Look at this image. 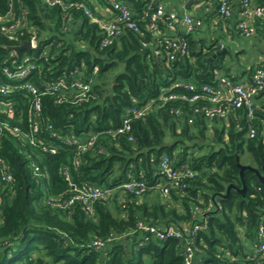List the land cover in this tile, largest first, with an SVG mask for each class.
Returning <instances> with one entry per match:
<instances>
[{
	"label": "trees",
	"instance_id": "trees-1",
	"mask_svg": "<svg viewBox=\"0 0 264 264\" xmlns=\"http://www.w3.org/2000/svg\"><path fill=\"white\" fill-rule=\"evenodd\" d=\"M58 1L50 7L46 0H0V16L11 4L13 19L24 9L27 24L16 33L18 42L0 26V69L13 71L30 57L35 62L27 80L39 90L58 77L65 80L62 92L39 96L38 134L30 127L33 95L22 90L0 97L14 106L13 117L0 111V158L13 177L0 193V264H184L186 248L192 264H264L257 253L259 231L264 234V89L254 98L252 119L232 108L225 119H206L195 111L202 101L164 97L189 99L201 85H213L215 70L224 68L221 57L209 61L218 44L196 49L185 33L159 40L156 33L181 24L179 17L171 22L164 15L150 29L159 4L121 0L136 1L140 8L132 13L137 31L125 29L104 46L95 22L101 16L92 0ZM32 36L35 49L19 55L7 50ZM170 41L186 43L173 60ZM258 67L264 64L251 67L247 76ZM75 81L90 83L82 99L72 86ZM146 104L150 109L143 116L127 115L128 109ZM125 117L130 131L117 134ZM250 127L256 131L252 139L247 137ZM15 128L21 137L14 135ZM84 135L95 138L84 151L64 144L66 138ZM43 146L55 147L56 154L44 152ZM162 155L183 175L179 187L159 172ZM34 166L40 170L36 176ZM130 181L147 188L141 194L117 189ZM71 184L112 192L94 203L92 216L77 205L60 210L45 203L47 197L67 200ZM139 224L172 227L182 237L159 240ZM96 240L103 249L87 246Z\"/></svg>",
	"mask_w": 264,
	"mask_h": 264
},
{
	"label": "built area",
	"instance_id": "built-area-1",
	"mask_svg": "<svg viewBox=\"0 0 264 264\" xmlns=\"http://www.w3.org/2000/svg\"><path fill=\"white\" fill-rule=\"evenodd\" d=\"M208 1L215 3L218 16L221 19H228L231 16V4L233 2H237L239 4L240 19L238 21L237 27L241 32L242 37L245 39H250L254 35L256 21L264 17V6L253 4L252 0ZM46 3L48 6L52 7L56 4H59V1L46 0ZM104 5L106 6L109 15L107 17L103 16L101 19H95L100 33L103 36L104 46L109 45L112 41L123 35L125 29L137 31V26L132 20L133 14L126 2L121 0H104ZM85 14L88 17H91L89 10H86ZM164 15H169V20L171 22L177 21L178 19V15L175 12L166 13L164 6L158 5L155 13L150 16L151 23L149 28L153 29L156 26V23ZM13 17L14 7L10 4L9 12L4 16H0V26H2V30L9 34V40L18 42L19 38L16 33L27 28L25 10L21 9L20 18L13 19ZM180 21L185 34H193L200 25V22L193 20L189 16H184L182 19H180ZM8 23H10V25ZM168 26H171V23H169ZM27 42L30 43V50L35 49L37 41L34 36H32ZM167 47L171 50L169 59L173 60L175 52H177L179 49H185L186 43L182 42L178 45L175 43V41H170L168 42ZM34 62L35 61L33 58L25 57L19 61L18 65L13 71H10L8 68L0 69L4 77V82L3 80H0V97L4 98L9 96L11 92L22 90L33 95L34 101L31 105L32 121L30 127L32 134H38L39 125L37 120L39 119L41 113L39 96L62 92V90L65 89V80L64 77H58L54 82L44 84L43 90H39L34 83L27 80L30 71L33 69ZM95 73H97V69H94L93 74ZM179 84L188 90L194 89V86L188 83ZM72 86L79 91L77 97L81 99L85 97V94L90 89V83H83L82 81H75ZM199 88L200 91L189 99H186L184 96L171 94L168 97H164V100H187L190 103L202 101L204 104L201 107L195 109V111L201 113L206 119H225L227 117V111L229 108H232L233 110H243L246 114V118L252 119L255 109L254 98L264 89V68H255L251 74L247 76V79L239 82L232 81L230 78L224 76L218 77L213 85H201ZM13 107V101L11 99L0 100V111L7 113L9 117H13ZM149 109V104H146L139 109L131 108L127 110V115H132L133 117L138 118L143 116ZM178 113V110L174 111V114L177 115ZM47 129L50 130L51 126L48 125ZM129 131L130 122L129 119L125 117L122 120V126L117 129L116 133L123 135ZM13 133L17 137H21L17 128L13 130ZM50 134L52 137L60 139L56 133ZM255 135V129L250 127L247 132V137L252 139L255 137ZM261 135L264 139V128L261 130ZM129 139L131 140V137ZM94 140L95 138L92 135H84L81 138H66L64 139V144L74 145L78 148V150L84 151L85 149L92 146ZM43 150L44 152L50 153L51 155H55L57 152L55 147L43 146ZM158 170L167 179L172 181L174 187H179L178 181L183 175L178 170L173 168L172 160L167 155H162ZM32 172L33 175L36 176L40 170L38 167L34 166ZM185 175H190V173L186 172ZM12 178V174L10 171H8L4 162L0 158V193L3 191V189H5L7 184L12 182ZM70 186L72 195L67 200L62 199L61 197H47L45 199V203L60 210H68L77 205L83 209L87 216H92L94 213V203L98 200L106 199L112 192V189L102 188L94 185H82L79 187L71 184ZM146 188L147 187L142 183L130 181L119 186L117 189H124L129 192L141 194L146 190ZM164 194H166V192H164ZM139 226L159 240L167 238L180 239L182 237V234L177 229L172 227L165 230H158L156 227L142 226L141 224H139ZM197 230L198 228L195 227L194 231ZM259 235L260 244L257 248V253L263 257L264 234L262 229L259 231ZM87 246L95 250H101L104 248L103 244L97 240L89 243ZM185 252L186 256L184 258V264H192L190 248H186Z\"/></svg>",
	"mask_w": 264,
	"mask_h": 264
},
{
	"label": "crops",
	"instance_id": "crops-1",
	"mask_svg": "<svg viewBox=\"0 0 264 264\" xmlns=\"http://www.w3.org/2000/svg\"><path fill=\"white\" fill-rule=\"evenodd\" d=\"M164 6L165 12H175L180 19L189 16L200 22L196 31L191 34L196 49H204L211 43L220 46L214 52L209 61L221 57L224 68L215 70L216 77H241L237 82L247 79V71L251 67L264 64V17L259 22L256 33L245 39L239 33L237 24L240 19V8L237 2L231 4L232 14L228 19L218 16L216 5L208 0H147ZM262 3L264 0H252V3ZM98 15L107 17L109 15L106 6L100 0H92ZM135 15L140 8L134 3L127 4ZM183 27L178 24L175 27H164L161 32L156 33L159 40L167 38H178L183 34ZM224 51L222 54L217 53Z\"/></svg>",
	"mask_w": 264,
	"mask_h": 264
},
{
	"label": "water",
	"instance_id": "water-1",
	"mask_svg": "<svg viewBox=\"0 0 264 264\" xmlns=\"http://www.w3.org/2000/svg\"><path fill=\"white\" fill-rule=\"evenodd\" d=\"M31 49L29 42H23L21 45L18 46H9L7 50L12 51L15 55H19L21 52L28 51ZM224 51L217 53V55L222 54Z\"/></svg>",
	"mask_w": 264,
	"mask_h": 264
},
{
	"label": "bare ground",
	"instance_id": "bare-ground-1",
	"mask_svg": "<svg viewBox=\"0 0 264 264\" xmlns=\"http://www.w3.org/2000/svg\"><path fill=\"white\" fill-rule=\"evenodd\" d=\"M194 123V122H193Z\"/></svg>",
	"mask_w": 264,
	"mask_h": 264
}]
</instances>
